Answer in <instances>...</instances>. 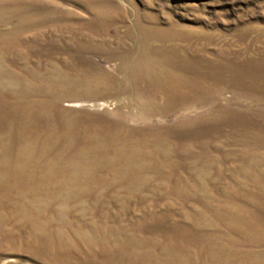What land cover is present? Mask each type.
<instances>
[{
	"label": "rangeland",
	"instance_id": "374dc122",
	"mask_svg": "<svg viewBox=\"0 0 264 264\" xmlns=\"http://www.w3.org/2000/svg\"><path fill=\"white\" fill-rule=\"evenodd\" d=\"M264 264V0H0V264Z\"/></svg>",
	"mask_w": 264,
	"mask_h": 264
},
{
	"label": "bare ground",
	"instance_id": "6f19581e",
	"mask_svg": "<svg viewBox=\"0 0 264 264\" xmlns=\"http://www.w3.org/2000/svg\"><path fill=\"white\" fill-rule=\"evenodd\" d=\"M118 254L115 255L114 253L106 252L103 253L102 256L104 257V261L100 263L94 264H125L124 263V256L125 252L123 250L116 251Z\"/></svg>",
	"mask_w": 264,
	"mask_h": 264
}]
</instances>
